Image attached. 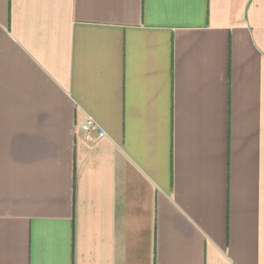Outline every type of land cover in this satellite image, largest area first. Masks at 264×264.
Here are the masks:
<instances>
[{
    "label": "crops",
    "instance_id": "obj_1",
    "mask_svg": "<svg viewBox=\"0 0 264 264\" xmlns=\"http://www.w3.org/2000/svg\"><path fill=\"white\" fill-rule=\"evenodd\" d=\"M0 264H264V0H0Z\"/></svg>",
    "mask_w": 264,
    "mask_h": 264
},
{
    "label": "built area",
    "instance_id": "obj_2",
    "mask_svg": "<svg viewBox=\"0 0 264 264\" xmlns=\"http://www.w3.org/2000/svg\"><path fill=\"white\" fill-rule=\"evenodd\" d=\"M82 129H83V131H84L87 135H89L90 132H91L92 130H95V129H96V131H98V132H97V138H101V137L104 136L103 131L97 129V126H96L95 123H94L93 121H91V120H88V121L82 126Z\"/></svg>",
    "mask_w": 264,
    "mask_h": 264
}]
</instances>
